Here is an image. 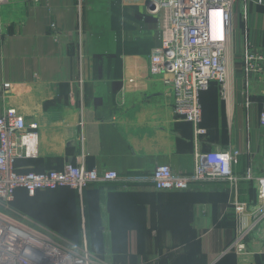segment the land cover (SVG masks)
Segmentation results:
<instances>
[{
  "label": "crops",
  "instance_id": "0c3cea01",
  "mask_svg": "<svg viewBox=\"0 0 264 264\" xmlns=\"http://www.w3.org/2000/svg\"><path fill=\"white\" fill-rule=\"evenodd\" d=\"M146 0H0V114L13 106L36 125L37 153L20 172L60 170L67 162L121 178L160 164L191 173L195 153L234 148L237 186L207 182L188 191L152 182L92 184L14 193V214L55 232L103 264H264V206L253 177L264 174L260 112L264 80L247 72L246 47L264 48V0L232 9L229 95L212 83L200 93L202 135L174 117L159 76L148 73L161 45ZM4 83H10L8 90ZM244 210L235 211V203ZM259 219V221H257ZM243 249L226 251L254 222Z\"/></svg>",
  "mask_w": 264,
  "mask_h": 264
},
{
  "label": "built area",
  "instance_id": "2783aa9c",
  "mask_svg": "<svg viewBox=\"0 0 264 264\" xmlns=\"http://www.w3.org/2000/svg\"><path fill=\"white\" fill-rule=\"evenodd\" d=\"M238 0H146L148 14L157 17L161 45L152 50L148 73L159 76L171 98L174 117L192 124L195 135H202L200 93L210 83L219 86L220 96L229 95V59L232 9ZM243 59L247 72L258 73L264 80V48L246 47ZM10 83H4L8 90ZM264 127V102L260 112ZM37 153L36 125L26 126L23 116L13 106L0 114V264H95L85 242L76 245L55 232L14 214L11 203L17 189L29 196L37 191L69 187L79 195L92 184L114 181L152 182L157 190L188 191L196 185L226 181L237 186L241 179L251 180L249 170L244 176L233 173L240 151L234 148L195 153L193 172L176 173L168 164L156 166L150 175L121 178L115 171L98 172L83 164L67 162L60 170L20 172L15 168L19 158ZM257 199L264 206V174L253 177ZM236 212L244 204L235 203ZM259 221V219L257 220ZM247 229L236 234L226 251H242Z\"/></svg>",
  "mask_w": 264,
  "mask_h": 264
},
{
  "label": "trees",
  "instance_id": "16d2710c",
  "mask_svg": "<svg viewBox=\"0 0 264 264\" xmlns=\"http://www.w3.org/2000/svg\"><path fill=\"white\" fill-rule=\"evenodd\" d=\"M212 83H215V82H212ZM212 83H210V84H212ZM210 84H209V86H210ZM215 84H217V83H215ZM209 86H208V87H209ZM19 189H22V188H19ZM17 190H18V189H17ZM23 190H24V189H23ZM24 191H25V190H24ZM41 191H46V190H41ZM47 191H48V190H47ZM37 192H40V191H37ZM37 192H36V193H37ZM25 193L27 194L26 191H25ZM36 193H35V194H36ZM35 194H34V195H35ZM34 195H33V196H34ZM11 207L14 208V209H16V208L14 207L13 202L11 203ZM16 210H17V209H16Z\"/></svg>",
  "mask_w": 264,
  "mask_h": 264
},
{
  "label": "rangeland",
  "instance_id": "374dc122",
  "mask_svg": "<svg viewBox=\"0 0 264 264\" xmlns=\"http://www.w3.org/2000/svg\"><path fill=\"white\" fill-rule=\"evenodd\" d=\"M95 264H103L102 261L98 258H94Z\"/></svg>",
  "mask_w": 264,
  "mask_h": 264
}]
</instances>
